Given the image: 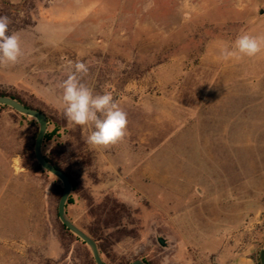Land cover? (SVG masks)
Returning <instances> with one entry per match:
<instances>
[{
    "label": "rangeland",
    "instance_id": "374dc122",
    "mask_svg": "<svg viewBox=\"0 0 264 264\" xmlns=\"http://www.w3.org/2000/svg\"><path fill=\"white\" fill-rule=\"evenodd\" d=\"M4 15L23 55L0 65V90L47 117L41 149L71 180L66 215L86 233L108 226L106 264L259 260L264 52L220 50L264 35V0H0ZM69 60L127 113L121 142L95 148L90 126L64 118ZM38 128L0 105V264H95L58 218L63 186L34 157Z\"/></svg>",
    "mask_w": 264,
    "mask_h": 264
},
{
    "label": "clouds",
    "instance_id": "9594fccd",
    "mask_svg": "<svg viewBox=\"0 0 264 264\" xmlns=\"http://www.w3.org/2000/svg\"><path fill=\"white\" fill-rule=\"evenodd\" d=\"M11 19L0 16V65L15 64L23 55L21 40L18 34H9ZM264 52V35L241 33L232 42L220 50V57L228 60L231 57H256ZM68 65L72 71L59 87L62 89L63 116L70 125L90 126L93 130L86 142L95 147H108L121 142L127 134V113L116 102L110 92L94 94L83 77L89 68L83 61Z\"/></svg>",
    "mask_w": 264,
    "mask_h": 264
},
{
    "label": "water",
    "instance_id": "95a60500",
    "mask_svg": "<svg viewBox=\"0 0 264 264\" xmlns=\"http://www.w3.org/2000/svg\"><path fill=\"white\" fill-rule=\"evenodd\" d=\"M0 105L7 106L13 109L14 111L22 115L32 117L37 121L39 128L34 142V148H33L34 157L37 163L47 172L57 177L61 181L63 186V191L57 205L58 218L62 223V225H64L71 233H73L78 238H80L89 247L95 264H105L103 259L101 258L95 240L92 237H90L86 232H84L82 229L77 227L73 222H71L66 215V211H65L66 203L72 188L71 180L63 170L55 167L45 158V156L42 154V149H41L48 125L47 117L43 112L36 110L34 108L27 107L24 104L20 103L19 101L8 96H0ZM158 242L161 246H165V242L162 238H159ZM259 261L260 264H264V249L260 250L259 252ZM130 264H147V263H145L143 260L136 259L132 261Z\"/></svg>",
    "mask_w": 264,
    "mask_h": 264
},
{
    "label": "trees",
    "instance_id": "16d2710c",
    "mask_svg": "<svg viewBox=\"0 0 264 264\" xmlns=\"http://www.w3.org/2000/svg\"><path fill=\"white\" fill-rule=\"evenodd\" d=\"M0 96H8V97H11L17 101H19L20 103L24 104L25 106L27 107H30V108H34L36 110H39L41 111L40 109L36 108V107H33L32 105L28 104L27 102L23 101L22 99H20L17 95L15 94H12L10 92H6V91H1L0 90ZM42 112V111H41ZM52 134H46L45 135V140H48L50 139ZM62 144H58V146H61ZM45 158L51 163L53 164L55 167L61 169L59 167V162L53 158L52 156H46L44 155ZM62 170V169H61ZM121 224H120V219H117V223L115 224V227H119ZM66 230H68L64 225H62ZM108 228V226H104L101 230H103V232L105 233L104 230H106ZM69 231V230H68ZM121 231V230H119ZM103 232L101 233L100 232V229H96L94 231H91L90 233H87L90 237H92L95 242L97 243V246H98V249H99V252H100V255L109 247V245L111 244V238H112V235L111 234H103ZM258 263L260 264V261L257 259ZM145 262V261H144ZM105 263V262H104ZM147 263V262H145ZM106 264V263H105ZM148 264V263H147Z\"/></svg>",
    "mask_w": 264,
    "mask_h": 264
},
{
    "label": "crops",
    "instance_id": "0c3cea01",
    "mask_svg": "<svg viewBox=\"0 0 264 264\" xmlns=\"http://www.w3.org/2000/svg\"><path fill=\"white\" fill-rule=\"evenodd\" d=\"M224 264H259L257 259L252 255L251 252H243L235 255L228 262Z\"/></svg>",
    "mask_w": 264,
    "mask_h": 264
}]
</instances>
